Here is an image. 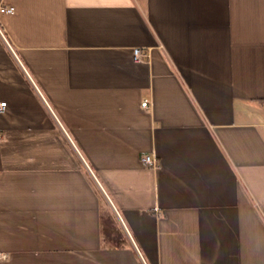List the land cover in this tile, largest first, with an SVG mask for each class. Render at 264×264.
Returning <instances> with one entry per match:
<instances>
[{
	"label": "crops",
	"instance_id": "obj_1",
	"mask_svg": "<svg viewBox=\"0 0 264 264\" xmlns=\"http://www.w3.org/2000/svg\"><path fill=\"white\" fill-rule=\"evenodd\" d=\"M1 4L0 264H264V0Z\"/></svg>",
	"mask_w": 264,
	"mask_h": 264
},
{
	"label": "built area",
	"instance_id": "obj_2",
	"mask_svg": "<svg viewBox=\"0 0 264 264\" xmlns=\"http://www.w3.org/2000/svg\"><path fill=\"white\" fill-rule=\"evenodd\" d=\"M15 11V7L14 6H11V5H0V12H7V13H12ZM133 56L135 59H138V60H143L145 59L144 58V52H143V49L142 48H139V47H136L134 49V53H133ZM142 106L144 108H149L150 107V101L148 99H144L142 100ZM263 105H264V102H263ZM8 108V103L6 100H2L0 99V112H4L6 111V109ZM3 138V134L0 133V139ZM142 161L145 165L147 166H154V165H157L158 164V161L155 157H153L152 155H143L142 157ZM8 258V253L4 252V251H1L0 250V260L2 259H6Z\"/></svg>",
	"mask_w": 264,
	"mask_h": 264
}]
</instances>
